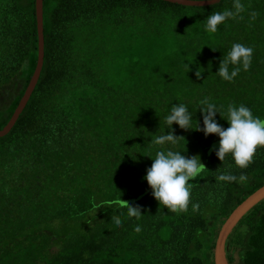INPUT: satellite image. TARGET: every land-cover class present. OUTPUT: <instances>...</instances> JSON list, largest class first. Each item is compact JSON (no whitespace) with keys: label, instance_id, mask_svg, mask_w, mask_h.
Here are the masks:
<instances>
[{"label":"trees","instance_id":"trees-1","mask_svg":"<svg viewBox=\"0 0 264 264\" xmlns=\"http://www.w3.org/2000/svg\"><path fill=\"white\" fill-rule=\"evenodd\" d=\"M35 1L0 0V129L37 65ZM233 2L44 0V64L16 123L0 137V264H214L227 217L264 184V147L240 169L230 155L224 162L216 155L218 135L195 129L203 127L204 97L225 111L244 104L264 119V0H241L243 20L205 29L210 14L234 10ZM252 11L259 13L254 21ZM233 43L254 54L250 69L241 65L229 82L216 72ZM178 103L192 113L193 129L166 124ZM216 120L229 127L219 112ZM172 129L185 138L150 143ZM168 149L199 155L206 165L191 181L199 211L190 204L170 212L152 195L147 155ZM224 172L248 180L216 181ZM121 199L141 206L139 220ZM225 252L228 264H264V197L242 215Z\"/></svg>","mask_w":264,"mask_h":264},{"label":"clouds","instance_id":"clouds-1","mask_svg":"<svg viewBox=\"0 0 264 264\" xmlns=\"http://www.w3.org/2000/svg\"><path fill=\"white\" fill-rule=\"evenodd\" d=\"M233 9L214 11L210 14L206 18V31L216 33L219 26L228 19L243 20L244 16L241 14L246 11V8L241 0H234ZM258 15L259 13L256 11L249 13L252 21L256 20ZM213 49L215 50V48ZM253 54V47L242 43H233L227 54L223 56L219 70L216 73L226 81H233L240 73L241 65L244 71L250 69ZM230 65L234 66L231 72L229 71ZM195 75L200 78L202 71L197 70ZM199 103L202 106L203 127L201 128L198 122L195 129L203 131L205 136L211 134L219 136V148L214 147L213 150L221 161L224 162L225 158L230 155L238 168H248L254 163L258 149L264 147V119L255 116L252 110L244 104L236 106L234 103H229L225 111L223 106L218 107L211 102L209 97H204ZM217 112L228 121L229 127H223L216 120ZM192 119L193 115L188 107L184 103H178L171 106L170 114L165 117V122L169 128H172V125L176 123L180 128L188 130L193 129ZM183 138L185 137L176 135L175 129H172L171 132L165 135L153 137L150 143L161 146L167 143L176 145ZM147 156L153 158V163L147 169L145 179L152 189V195L159 204L166 207L170 212L177 214L187 212L190 204L194 212L199 211V203H192L193 184L191 181L201 177L202 172L207 169L200 156L188 157L180 151L171 149L158 150L154 157ZM247 180L248 176L245 173L236 176L230 172H224L216 176L218 182L244 184ZM121 201V207L127 208L128 217H135L137 220L141 218L143 213L140 205H133L124 199H121ZM111 221L117 227L122 226V220L119 216L112 215ZM135 231L140 232L141 227L136 226Z\"/></svg>","mask_w":264,"mask_h":264},{"label":"water","instance_id":"water-1","mask_svg":"<svg viewBox=\"0 0 264 264\" xmlns=\"http://www.w3.org/2000/svg\"><path fill=\"white\" fill-rule=\"evenodd\" d=\"M173 3H182L189 5H207L213 4L220 0H165ZM43 8L44 0L35 1V19H36V32H37V46H38V59L37 65L34 67L33 73L29 79V82L19 99L16 109L14 110L12 116L0 129V137L7 133V131L14 125L23 111L25 104L37 82L41 67L44 64L45 57V46H44V34H43ZM264 197V184L257 187L250 194H248L239 204L232 210V212L227 217L222 228L219 231L216 244L213 248V260L214 264H228L225 252V244H227V239L233 232L235 227L238 225L242 215L255 203Z\"/></svg>","mask_w":264,"mask_h":264}]
</instances>
